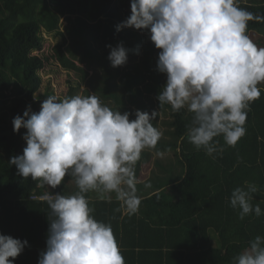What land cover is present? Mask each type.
Here are the masks:
<instances>
[{
  "label": "trees",
  "instance_id": "16d2710c",
  "mask_svg": "<svg viewBox=\"0 0 264 264\" xmlns=\"http://www.w3.org/2000/svg\"><path fill=\"white\" fill-rule=\"evenodd\" d=\"M237 6L264 17V0H237ZM129 15L130 0H0V235L28 245L13 264H38L46 248L53 217L47 201L40 198L78 192L71 176L57 188L41 186L40 179L19 176L9 163L26 147L25 130L14 133L12 120L28 106L33 112L40 110L34 97L50 60L68 74L67 98L78 95L83 84L81 96L94 94L113 111L129 112L130 120L137 110L150 115L155 111L153 126H165L150 149L171 153L174 161L156 162L158 174L143 186L158 191L141 199L135 214L123 213L117 199H91L92 191L84 194L94 218L111 224L125 264H232L250 241L264 237V83L258 85L260 98L249 104L245 136L234 147L217 137L223 151L211 156L203 148L197 150L186 128L193 114L187 107L176 111L157 100L166 82L156 70L160 50L146 31L116 32ZM62 20L66 26L61 30ZM254 33L264 35V20L248 22L246 34ZM45 35L60 41L46 46ZM251 40L264 46L262 36ZM119 42L129 50L128 59L113 68L106 45ZM167 114L170 120L159 121ZM149 155L142 151L134 165L135 178L140 160ZM246 183L257 186L252 204L259 203L262 214L241 220L229 200L232 191Z\"/></svg>",
  "mask_w": 264,
  "mask_h": 264
},
{
  "label": "clouds",
  "instance_id": "9594fccd",
  "mask_svg": "<svg viewBox=\"0 0 264 264\" xmlns=\"http://www.w3.org/2000/svg\"><path fill=\"white\" fill-rule=\"evenodd\" d=\"M252 20L264 17L238 7L237 0H130V15L116 26V32L148 33L160 50L156 70L166 76L159 105L187 107L193 114L189 142L210 156L223 151L217 137L234 147L245 136L249 104L261 96L264 47L246 34ZM106 47L113 68L126 64L129 50L122 42ZM130 115L113 111L94 94L62 100L52 95L38 112L28 106L13 118V132L23 128L26 143L23 154L9 160L17 174L51 188L71 176L78 188L73 195L45 196L53 218L38 264H125L111 224L94 218L84 194L94 191L104 200L115 193L130 214L139 210L134 165L144 149L155 148L161 133L152 124L155 111L137 110L131 120ZM257 191L247 183L232 191L230 206L239 209L241 220L262 214L259 203L252 204ZM27 246L0 235V264H13ZM232 264H264V237L250 241Z\"/></svg>",
  "mask_w": 264,
  "mask_h": 264
},
{
  "label": "rangeland",
  "instance_id": "374dc122",
  "mask_svg": "<svg viewBox=\"0 0 264 264\" xmlns=\"http://www.w3.org/2000/svg\"><path fill=\"white\" fill-rule=\"evenodd\" d=\"M60 23H61V27L60 28L62 30L63 27L66 26V22L62 20ZM261 36L264 39V35H261ZM261 36L254 33L253 35L249 36V38L250 39H256V38H260ZM45 37H46L45 38L46 39V46L48 45V43L53 45L56 42L60 41L59 38L56 39V38L50 37L49 35H45ZM257 44L260 45L258 42H257ZM258 47H262V46L260 45ZM51 61L52 60H50V64L48 66H46V69L43 72L40 73L41 78H42V85H41V88H40L39 92L36 93L35 97H34V103H35V105H38V106H40L41 103L48 96L55 95V96H57L58 100L66 98V93L68 91V84H67L68 74L62 68H60L55 62H53V61L51 62ZM83 89H84V85L82 84L81 87H80V90L78 92V95L82 94ZM48 91H52V94L46 96L45 94ZM161 120H170V117H169L168 114H167V116L160 115V120L159 121H161ZM189 121L188 122H189V125H190L191 120L189 119ZM188 126H186L187 129H188ZM164 129H165V126H163V125L159 128L161 134L164 131ZM151 155L152 156H150V161H151L152 164L150 165V167H145V166L143 167L144 168L143 172L145 174L144 176L146 178H148L150 176V172L151 171H154V170L158 169L155 165L153 166V162L155 161V159L156 160H160V161H164L165 160L164 158H166V159L170 158V159L174 160V157H173V155L171 153H163V155H161V156L158 155L159 157H156V158L153 157V153H151ZM92 194H93V192H92ZM46 195H48V194H46ZM112 195H113V193H112Z\"/></svg>",
  "mask_w": 264,
  "mask_h": 264
},
{
  "label": "crops",
  "instance_id": "0c3cea01",
  "mask_svg": "<svg viewBox=\"0 0 264 264\" xmlns=\"http://www.w3.org/2000/svg\"><path fill=\"white\" fill-rule=\"evenodd\" d=\"M191 119V118H190ZM161 127V125H159L158 127H157V129H158V131H160L159 130V128ZM145 150H148L149 151V153H150V155H149V157L146 159V160H140V162H139V172H138V174H137V176H136V187H137V195L139 196V198L140 199H143L144 197H146V196H148V195H151V194H153V193H155V192H157L158 190H157V188L156 187H153V188H148V187H145V186H143V183L144 182H146L147 181V179L148 178H150L153 174H158V172H159V170L157 169V170H154V171H151L150 172V176L148 177V178H146L144 175V172H143V170H144V166L145 167H150V165L152 164L151 163V161H150V156H152L151 155V153H153V157H159V156H161V155H163V153H158V152H156L155 150H153V149H150V148H146ZM159 155V156H158ZM161 159V158H160ZM165 160V162L164 161H160V160H156L155 159V161L153 162V166L155 165L156 166V162H159V163H164V164H168V162H167V160H166V158H164ZM174 161V160H173ZM164 164H162V165H164ZM163 174V173H162ZM153 191V192H152ZM93 192V194L91 195V199H98V194L96 193V192H94V191H92ZM110 195V198H105V199H116V195H115V193H113V195L112 194H109ZM112 195V196H111ZM141 195V196H140ZM121 202V204H122V209H123V213H126L128 210H127V208H126V206H125V204L123 203V201H120Z\"/></svg>",
  "mask_w": 264,
  "mask_h": 264
},
{
  "label": "built area",
  "instance_id": "2783aa9c",
  "mask_svg": "<svg viewBox=\"0 0 264 264\" xmlns=\"http://www.w3.org/2000/svg\"><path fill=\"white\" fill-rule=\"evenodd\" d=\"M40 199L44 200L45 199V196H42Z\"/></svg>",
  "mask_w": 264,
  "mask_h": 264
}]
</instances>
